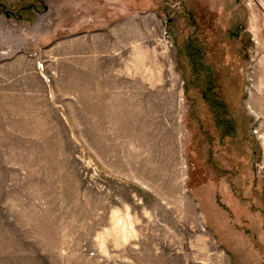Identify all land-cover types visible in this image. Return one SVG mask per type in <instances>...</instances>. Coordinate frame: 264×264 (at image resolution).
<instances>
[{
  "label": "rangeland",
  "instance_id": "1",
  "mask_svg": "<svg viewBox=\"0 0 264 264\" xmlns=\"http://www.w3.org/2000/svg\"><path fill=\"white\" fill-rule=\"evenodd\" d=\"M220 243L264 264V0H0V264Z\"/></svg>",
  "mask_w": 264,
  "mask_h": 264
},
{
  "label": "crops",
  "instance_id": "2",
  "mask_svg": "<svg viewBox=\"0 0 264 264\" xmlns=\"http://www.w3.org/2000/svg\"><path fill=\"white\" fill-rule=\"evenodd\" d=\"M127 25L131 26L130 20H128ZM144 28H146L148 30L146 25L144 26ZM87 30H85V31H87ZM124 32H125L124 35L126 36V31H124ZM133 34H134V36H133ZM133 34H132V37H135L136 39H139V40L144 39V36H142L141 31H135V33H133ZM90 55L92 56L93 54H90ZM249 240H251V239H249ZM211 249H213L212 251L215 253V255L213 254L210 257L211 260H209L210 262L208 264H227L228 260H229L230 264H240L236 259L237 255H234V253L232 251H229V249L225 245L220 243V246L218 248H211ZM192 262L196 263L193 257H192Z\"/></svg>",
  "mask_w": 264,
  "mask_h": 264
},
{
  "label": "trees",
  "instance_id": "3",
  "mask_svg": "<svg viewBox=\"0 0 264 264\" xmlns=\"http://www.w3.org/2000/svg\"><path fill=\"white\" fill-rule=\"evenodd\" d=\"M200 55H202V54H200ZM200 65V67L204 70H207V66L203 63V61L201 60V62L199 63ZM196 70V69H195ZM212 79H210V81H209V84H212ZM207 89H208V91H206V89H204L203 90V92H204V98L212 105V106H214V105H216L215 107H217V108H219L220 110H223L224 111V113H226L227 112V109H226V103L224 102V100H222V99H213L212 97H211V91L214 89V85H209L208 87H207ZM216 110V109H215ZM216 113H217V111H216ZM217 114H221L220 112L219 113H217ZM216 118H217V115H216ZM216 120H218V124L219 125H221V122H220V120L221 119H216Z\"/></svg>",
  "mask_w": 264,
  "mask_h": 264
}]
</instances>
